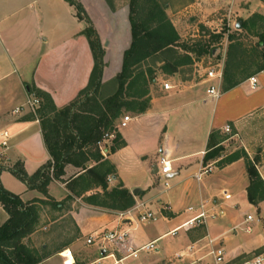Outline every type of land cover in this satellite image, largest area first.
<instances>
[{
	"label": "crops",
	"instance_id": "0c3cea01",
	"mask_svg": "<svg viewBox=\"0 0 264 264\" xmlns=\"http://www.w3.org/2000/svg\"><path fill=\"white\" fill-rule=\"evenodd\" d=\"M78 1L86 10L105 50L101 90L107 96L115 90L112 80L121 70L123 53L131 43L130 0ZM230 3V12L235 17L245 19L246 12H264L261 0L254 3L252 0H230ZM237 25L240 27V23ZM86 26L66 0H0V143L3 139L7 141L6 147L0 146V165L5 167L0 173V182L23 201L44 198V194L27 188L8 168L21 162L26 173L31 175L50 159L43 139L42 120L36 113L40 99L35 93L48 94L55 107L60 109L74 101L88 86L94 61L88 40L81 33ZM253 75L257 78L255 89H251L246 78L227 91L218 89V97L210 95L212 81L207 76L197 82L192 75L181 78L172 74L167 77L173 88H162L155 93L150 84L149 107L142 113L126 111L124 116H129L126 126L117 128L125 145L114 152L109 151L110 140L99 146L101 154L116 169L114 175L108 176V188L122 183L135 203L121 211L87 204L81 197H75L78 205L68 211L78 229V237L86 238L101 229H128L135 247L155 241L156 253L147 251V255L138 256L131 264H149L145 258L158 254L164 264H206L203 261L208 258L217 264L210 254L217 245L224 254L220 264H251L246 257L253 250L258 252L256 257L263 264L264 199L257 204L248 201L250 181L243 158L218 168L221 172L230 171L229 175H221L224 178L233 174L219 191L213 184L199 185L200 177L197 178L201 168L212 169L210 162L203 166L209 134L213 130H222L225 125H231L234 133L223 141L236 138L253 160L254 143L262 140L264 133V70ZM30 98L39 100L35 110L24 107L14 112ZM199 101H211L213 109L209 123H204L203 136L197 137L191 127L203 125L194 108ZM122 115L117 123L123 120ZM3 132L7 133V138H3ZM220 134L223 135L221 131ZM160 157L170 161L172 168L166 175L169 185L165 186L163 182V187L159 185L161 175L157 168ZM94 164L89 160L87 166ZM255 165L264 182V158H259ZM64 171L63 180L81 172L73 164H67ZM192 178H196V186L191 183ZM97 192L101 193L100 187L85 195ZM223 192L230 197L226 199ZM47 193L60 201L69 191L64 182L54 180L49 183ZM238 195L243 197L246 211L239 210ZM201 210L208 215L204 222L181 226ZM144 211L157 218L149 222H157L159 216L163 218L167 230L149 237L138 231L137 215ZM249 213L255 217L252 221H246ZM7 218L8 214L0 204V225ZM249 222L253 224L250 231H245L244 235L237 233L238 227L248 226ZM180 230L183 233H178ZM37 232L35 230L29 236ZM166 234L179 237L158 247L157 240ZM87 247L96 257V247ZM59 252H51L38 264H64L65 259Z\"/></svg>",
	"mask_w": 264,
	"mask_h": 264
},
{
	"label": "trees",
	"instance_id": "16d2710c",
	"mask_svg": "<svg viewBox=\"0 0 264 264\" xmlns=\"http://www.w3.org/2000/svg\"><path fill=\"white\" fill-rule=\"evenodd\" d=\"M66 1L75 9L76 17L87 23L81 33L86 36L93 55V70L88 86L74 101L63 108L57 109L48 94L42 91L35 93L40 99L36 113L42 120L43 139L50 159L31 175L26 173L21 162H16L8 170L25 183L27 188L37 189L43 193L44 198L23 201L19 195L6 190L0 182V204L8 214L7 220L0 225V264H38L51 255L45 247H42L44 250L40 253L39 250L28 247L22 241L36 230L42 205L62 210L73 202L75 197H81L87 204L121 211L134 205L132 194L122 183L111 189L108 188V176L114 175L116 169L101 154L98 142L106 132H114L109 151L114 152L125 145L117 129L118 119L126 111L142 113L149 107V86L155 79L151 75V69L143 70L141 63L179 44V35L157 0H130L131 43L123 53L121 70L112 80L115 85L114 92L102 96L100 90L104 68V47L82 4L77 0ZM240 23V29L249 30L250 27L255 26L259 28L256 31L258 37L256 45L257 48L260 45L261 52L259 53L255 48L248 50L247 53L244 47L239 50L240 44L230 43L228 58L222 72V91H227L242 80L264 70V16L254 13L247 19H241ZM212 36L215 38L216 35ZM228 40L233 42L234 36L228 35ZM198 47V51L194 47H187V53L197 52V55H202L212 52V48L206 43L199 44ZM230 49L231 51L235 49V52L241 51V58L254 57L262 59L263 63L254 72L248 73L246 65L242 68L244 59L232 61L233 59L229 58ZM159 59L162 62L159 67L160 74L165 76L175 74L179 67L191 61L188 55L172 57L170 60ZM229 126L231 133L227 134L230 136L234 131L231 125ZM226 137L220 134L219 130H213L209 134L203 166L215 157L219 158L216 161L218 167L243 158L250 181L247 187V199L251 204H257L264 199V182L256 169L257 161L251 160L243 149L226 157L221 156L220 152L223 149L221 143ZM89 160H93L95 164L87 166ZM67 164L79 167L81 172L75 177L63 180ZM4 169L5 167L0 165V173ZM54 180L64 182L69 191L60 201L47 193L49 183ZM99 187L101 193L85 195L87 191Z\"/></svg>",
	"mask_w": 264,
	"mask_h": 264
},
{
	"label": "rangeland",
	"instance_id": "374dc122",
	"mask_svg": "<svg viewBox=\"0 0 264 264\" xmlns=\"http://www.w3.org/2000/svg\"><path fill=\"white\" fill-rule=\"evenodd\" d=\"M78 1V0H77ZM158 3L164 9L166 16L168 17L169 21L173 25L174 29L179 35V44L178 46H173L168 48L167 52L159 54L158 56H153L146 61L141 63V68L144 69H151L152 76L155 77L154 82L152 83L151 88L153 89L154 93L159 92L163 88L164 82L171 83V80L168 79L167 76L162 75L160 76L159 67L162 64L159 58H164L167 60L172 59V57H180L184 55H188L191 57V61L178 68V71L175 74L180 75L182 78L183 76L192 75L194 76L195 80L201 81L206 76L209 70H221L223 72L226 61L228 58V49L230 43L232 45L240 44L241 48H245L248 53V50L257 49L260 53V45L257 48L258 37L256 36V31L259 30L257 26L253 28L240 29L237 27V24L240 23L241 17H235L234 13L230 12L231 3L230 0H157ZM253 3L257 0H252ZM250 12H246L247 18H249L254 13H259L264 16V12L262 11H255L249 14ZM249 14V15H248ZM241 25V23H240ZM212 35H216L215 38ZM228 35H233L234 40L230 42L228 40ZM206 43L209 48H212L211 53H205L202 55H197V52H189L187 53V47H194L196 51L199 50L198 45ZM103 45V44H102ZM240 52H235V49L231 51V59L232 61H241L242 68H245L246 65L247 72H254L257 67L263 63L262 59H255L254 57H240ZM159 72V73H158ZM150 75V74H149ZM190 76V77H192ZM150 77V76H149ZM160 77V78H159ZM166 81H165V80ZM164 80V81H163ZM112 85L115 87L114 82ZM220 92L222 91V80L220 85L218 86ZM102 96L105 95L104 91L100 90ZM196 109V114L198 113L199 119L202 120L203 125L200 127L199 124L193 125L192 131L194 132V136L197 137L203 136L204 134V123H209L211 119L212 113V102L208 101L207 103H202L201 101L197 102L194 105ZM126 114L125 112L122 113ZM223 135L229 136L226 132L220 130ZM259 139V137H258ZM264 133L263 139L256 141L254 144L255 153L252 154L253 160L258 161L259 158H264ZM221 147L223 149L220 152V155L226 157L231 153H235L242 149L240 144L237 142L236 138L226 139L221 143ZM249 157V156H248ZM251 159V158H250ZM219 158L217 157L210 160V164L212 166L211 170H208L207 167L201 168L202 174L200 176L199 185H203L205 182L208 185H214L216 190L219 191L220 189L224 188L226 185H223L225 182H228V178H224L221 175H229V172H221L219 171V167L214 164L218 161ZM208 162V163H209ZM257 163V162H256ZM204 169L207 172H204ZM257 169V168H256ZM227 180V181H226ZM165 180L161 177L159 180V185L163 187V182ZM191 183L195 186L198 184L196 178H192ZM225 195V192L222 193ZM245 195V194H242ZM240 200L238 202L239 210L246 211L244 206L243 197L236 198ZM248 203V202H247ZM78 205V202L74 201L70 202L67 207H63L62 210H55L49 205H42L40 207V216L38 224L36 225V230L38 232L34 234V236H26L22 241L30 248L37 249L43 252V248L48 253L61 251L64 249H71L76 257L77 263H87L91 262L95 259V254L91 252V248L85 245V237H78V232L74 224V220L72 218V214L68 211L69 208L74 209ZM251 210H253L251 208ZM249 215H252L249 213ZM243 217V214H242ZM254 217V215H253ZM255 218V217H254ZM165 221L163 218H160L157 222H145L146 224L143 225V222H139L138 231L144 234L146 237L159 234L165 232L167 230V225H165ZM141 223V224H140ZM251 222L248 223L249 231L252 229ZM245 224L241 227H238L237 233L243 234L245 233ZM228 229V227H227ZM178 233H183V230H180ZM231 234V232H229ZM233 235V233H232ZM179 235H169L166 234L160 239L157 240L156 245L158 247L167 244L169 242H173L174 239H177ZM216 248L219 245L215 246ZM60 249V250H59ZM212 250H215L214 248ZM211 250V251H212ZM210 251V254L213 255ZM149 253H156L155 250ZM148 252L141 251L138 256L144 257L147 255ZM247 261L251 264H254V258L258 255L256 250H253L247 253ZM137 259V258H136ZM214 259V255H213ZM145 261L149 264H164L163 259L160 258L159 254L155 256L146 257ZM215 261V260H214ZM206 264H214L211 258L206 259L203 261ZM264 264V263H263Z\"/></svg>",
	"mask_w": 264,
	"mask_h": 264
},
{
	"label": "built area",
	"instance_id": "2783aa9c",
	"mask_svg": "<svg viewBox=\"0 0 264 264\" xmlns=\"http://www.w3.org/2000/svg\"><path fill=\"white\" fill-rule=\"evenodd\" d=\"M206 76L209 79V81H212V84H210L209 87L210 95L218 97L219 96L218 86L220 85V81L222 79V71L212 69L207 72ZM247 80L249 82L251 89H255L257 86V78L253 75L249 77ZM163 88L165 90H169L173 87L169 83L165 82L163 84ZM38 104H39V100L37 98H30L25 103V105L16 107L14 109V112L17 113L23 110L24 107H28L32 110H35ZM128 120H129V116H124L123 120L117 124V128L125 127ZM223 131L226 133H231L230 126L225 125ZM2 135L3 138L8 137L6 132H3ZM113 137H114V132H106L103 135L101 141L98 142L99 146H101L105 140H111ZM6 145H7V141L6 139H3L0 143V146L6 147ZM158 164H159L157 165L158 174H160L161 177L165 180L164 181L165 186H168L169 183H168V179L166 178V175L172 172L170 161H168L164 157H160L158 160ZM204 172H207V170L204 169ZM201 174L202 171L199 173L197 178H199ZM108 179L110 178L108 177ZM224 197L227 199L230 197V194L225 193ZM201 208H203V206ZM207 216L208 215L206 211L201 210L196 216L186 221L181 226L195 225L197 223L204 222ZM156 219L157 218L153 213L147 211L140 212L137 215L138 222L145 223L149 221H155ZM252 219H253L252 215L246 216V221H252ZM181 226L177 227L172 232L176 233L177 229L180 228ZM249 229H250L249 226L245 227V231H249ZM154 243L155 241H151L139 247H135L130 239V234L128 229H115V230L101 229L98 231H94L85 238V245L96 247V257L91 262H87L84 264H131L132 261L138 257V254L141 251L155 250L156 247L154 246ZM211 253L214 255L215 263L220 264L223 262L224 254L222 248L220 247L216 248L215 250H212ZM59 255L65 259L64 264H78L75 254L71 249L61 250L59 252ZM254 264H262V260L259 257H256L254 260Z\"/></svg>",
	"mask_w": 264,
	"mask_h": 264
},
{
	"label": "water",
	"instance_id": "95a60500",
	"mask_svg": "<svg viewBox=\"0 0 264 264\" xmlns=\"http://www.w3.org/2000/svg\"><path fill=\"white\" fill-rule=\"evenodd\" d=\"M239 25H237V27H238Z\"/></svg>",
	"mask_w": 264,
	"mask_h": 264
}]
</instances>
